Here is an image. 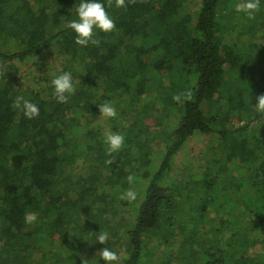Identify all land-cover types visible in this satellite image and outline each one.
Listing matches in <instances>:
<instances>
[{
    "label": "trees",
    "instance_id": "trees-1",
    "mask_svg": "<svg viewBox=\"0 0 264 264\" xmlns=\"http://www.w3.org/2000/svg\"><path fill=\"white\" fill-rule=\"evenodd\" d=\"M81 2L0 0V264H81L83 256L104 264L102 247L120 255L118 264H264V114L255 108L264 94V0L252 20L235 11L241 0H125V8L99 0L116 25L94 28L99 46L75 44L67 27ZM47 48L63 57L58 74L72 75L67 103L53 97L48 74L37 87L20 82L17 63ZM188 89L191 100L173 101ZM17 95L39 116L13 109ZM106 101L117 110L111 127L125 137L111 156L92 120ZM155 108L166 117L158 136L168 139L165 152L131 214L113 222L127 176L134 184L146 176L141 135ZM194 132L210 135L213 149L208 174L197 179L203 187H194L199 208L184 201L194 195L178 182L181 172L171 173ZM225 143L232 151L218 153ZM78 158L93 171L76 172ZM222 160L240 178L234 187L221 179ZM178 202L184 211L176 213ZM28 212L37 214L32 224ZM109 230L118 243L99 244Z\"/></svg>",
    "mask_w": 264,
    "mask_h": 264
},
{
    "label": "rangeland",
    "instance_id": "rangeland-1",
    "mask_svg": "<svg viewBox=\"0 0 264 264\" xmlns=\"http://www.w3.org/2000/svg\"><path fill=\"white\" fill-rule=\"evenodd\" d=\"M144 58L146 59V56H144ZM62 60L63 57L61 55H59L56 51L47 48L44 49L41 53L34 55L33 57H30L22 62L17 63L19 66L20 82L25 87L28 85L32 87L39 86L43 80L42 78L46 74H48L47 76H49V78L59 75L58 73L60 72L63 64ZM89 97L91 98H88V100H91V103L93 105L95 103V98L94 96H89ZM152 113L153 115H155L154 119L148 118L145 123L148 127V132H145L141 135V137L145 141V144L148 145L149 147L146 158L150 159L151 162L146 167V176L144 177V179H141L138 183L129 186V187H134L136 191L139 190L140 193L144 192L145 184H147L149 177H151V175L154 173L157 166L159 165L160 160L165 152V145L167 144L168 141L167 138H165V140L163 141L158 140L159 134L165 131L166 128L168 127V126L167 127L164 126V124L167 123L166 117L165 119L163 118V120L157 118V115L160 112L157 111L156 108L152 109ZM99 116H100L99 109L92 111L93 123L97 120L94 123V125L99 126L102 132H106L110 130L115 133L114 129L111 127L113 122L110 119H105V118L99 119ZM129 117L131 116L129 115L128 118ZM131 118L127 119L125 123L127 124L129 120H131ZM170 123L173 124L170 128L176 126L174 119L170 120ZM168 130L169 128L167 129V131ZM210 137H211L210 135L194 132L192 135L189 136V138L186 140L183 146L175 154L172 162L171 173H174L176 171L181 172L182 176H178V182L183 186L189 185V187L193 189L192 195H194L196 198L193 199L194 196H191V199L190 198L184 199V201L187 202L188 205L193 208H199L202 205V201H203L198 199V197H200L199 196L200 190L203 187V185L199 184L197 179L201 177L204 178L208 174L207 172L208 163L206 162V158L209 157L213 151L210 144ZM231 147L232 146L230 144L225 143L224 145H221L219 147V151L217 149V152L230 153L232 151ZM221 165L222 168H225L223 170L221 179L223 181L224 180L226 181L227 179L230 178L231 181L229 182V185L234 187L235 183L240 182V178L236 177L235 173H232V171L230 170V165L226 163L225 160H222ZM89 166L92 167V165L89 164L88 161H84L83 158H78V161L74 166V170L78 172L81 171L83 168L88 167L89 172H92L93 168H90ZM195 186H200L201 188L194 190ZM105 188L109 189L107 186ZM113 189L110 188L109 191H112ZM132 206H133L132 202L127 203V201L125 200L118 203L117 210L115 213L116 215L115 216L113 215L114 217L111 218L112 219L111 221L117 222V221H122L121 219L122 217L128 218L129 214H131ZM175 207H176L175 208L176 213H178L179 210L184 211L183 207L180 205L179 202L176 203ZM122 224L123 222L121 223V225ZM179 229H180V225L178 227H175L176 231H178ZM107 233L109 234V237L114 240L115 243H118L120 238L117 240V237L116 235L113 234V231L109 230ZM153 253L157 257V255H160L161 249L158 248Z\"/></svg>",
    "mask_w": 264,
    "mask_h": 264
},
{
    "label": "clouds",
    "instance_id": "clouds-1",
    "mask_svg": "<svg viewBox=\"0 0 264 264\" xmlns=\"http://www.w3.org/2000/svg\"><path fill=\"white\" fill-rule=\"evenodd\" d=\"M131 2L136 3L137 0H131ZM141 2H143V0H141ZM114 3L117 8H125L127 6L125 0H114ZM107 4L111 7L113 5V0H107ZM259 9L260 0H241V2L235 6V11L244 13L249 20L255 18V14ZM75 12L77 19L70 21L67 24V27L72 29L76 34L74 43L77 45L87 46L88 44H92L94 46H99L100 40L94 38V28L108 33L112 32L116 27L114 20L106 11L105 5L99 2V0H82V2L75 8ZM261 43H264V41H257V44ZM51 85L54 90L53 97L58 103H67L76 91L72 75L67 71H62L59 75H56L52 79ZM192 97L193 92L188 89L174 94L172 99L177 103H183L184 101L191 100ZM11 107L22 111L27 119H33L39 116V107L30 100L25 99L22 95H17L13 99ZM255 108L258 113L264 114V94L256 96ZM99 113V119H109L117 116V110L114 104L110 101H106L99 105ZM104 137V143L108 146L106 149L107 155L111 156L112 153L119 152L123 148L125 141L123 134L114 133L108 130L104 133ZM107 163L111 164L113 161L109 160ZM126 179L130 185L135 183L134 176L131 174L128 175ZM137 196L138 193L135 188L129 187L121 193L119 199L131 203L137 199ZM24 220L26 224H32L37 220V214L33 212L25 213ZM96 240L99 244L106 245L109 240V234L107 232H100L96 237ZM98 252L101 260L104 261V264H118L120 260V255L108 247H102ZM87 260L88 259L83 256L81 264H87Z\"/></svg>",
    "mask_w": 264,
    "mask_h": 264
}]
</instances>
